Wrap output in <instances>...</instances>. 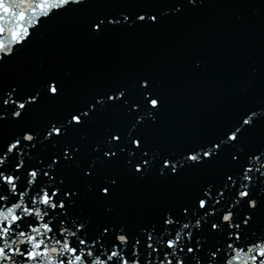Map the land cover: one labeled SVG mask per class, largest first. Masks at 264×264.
Listing matches in <instances>:
<instances>
[{
	"label": "water",
	"instance_id": "obj_1",
	"mask_svg": "<svg viewBox=\"0 0 264 264\" xmlns=\"http://www.w3.org/2000/svg\"><path fill=\"white\" fill-rule=\"evenodd\" d=\"M6 2L26 9L19 23L30 35L13 44L8 29L16 27L18 17H5L0 10V27L5 29L0 42L12 48L10 53H0V152L25 132L33 135L35 147H26L23 155L10 153L12 158L0 168L12 171L23 160L29 171L43 168L57 184L63 181L61 191L76 193L67 203L65 224L82 220L87 228L82 238L90 244L106 225L126 229L130 240L142 236L146 227L161 228L162 216H181L183 206L192 205L202 188L218 186L225 172L239 168L231 160L232 149H226L212 162L186 166L179 176L162 175L158 169L135 173L126 163L133 146L114 161L100 158L94 149L103 145L106 136L121 134L127 145L129 135H137L150 157L170 154L183 163L181 153L190 146L211 147L226 129L254 113L255 124L245 126L243 142L235 151L241 153L242 164L246 153L264 150V0H84L80 5L50 9L48 16L39 9L31 11L30 6L43 0ZM122 15L133 20L143 15L145 20L103 32L90 27L97 17ZM153 15L157 19L149 20ZM144 79L153 98L160 101L154 121L143 110H128L142 99L139 81ZM49 81L59 84V96L47 92ZM120 89H126V102L107 100L106 95ZM7 92L19 102L37 93L39 97L26 105L21 118H14L12 103L2 104ZM97 100L102 104L88 113L86 124L45 139L53 123L87 110ZM141 116L144 121L137 123ZM66 148L78 149L75 161L61 160L49 168ZM139 158L138 154L135 159ZM92 162L93 175L85 178L83 169ZM252 163L260 166L255 160ZM18 174V183L26 184L24 168ZM109 177L116 178L117 184L110 196H103L97 189ZM39 179L48 184L47 176ZM257 195H264V188ZM255 228L264 229V206L254 214ZM201 238L209 244L217 239L211 232ZM112 241L110 231L101 243L107 248Z\"/></svg>",
	"mask_w": 264,
	"mask_h": 264
},
{
	"label": "snow or ice",
	"instance_id": "obj_2",
	"mask_svg": "<svg viewBox=\"0 0 264 264\" xmlns=\"http://www.w3.org/2000/svg\"><path fill=\"white\" fill-rule=\"evenodd\" d=\"M84 0H56L50 3L43 0L34 4L31 11L39 9L43 16L49 15L50 9L66 8L69 5H80ZM195 3V0H191ZM20 9L17 13L14 9ZM0 10L5 17H18L16 27L9 28L13 44L22 43L29 35V29L19 21L25 19L26 9L18 3L0 0ZM155 21L156 16L148 17ZM143 15H137L135 20L127 15L121 18L97 17L90 25L92 31L103 32L109 27L129 26L137 21H144ZM5 29L0 27V33ZM12 48L0 42V53H10ZM142 99L133 102L128 110H143L150 120H155L156 111L160 108L158 98H153L151 85L147 79L139 81ZM14 91V90H13ZM60 86L55 81L47 83V92L53 96L60 95ZM39 93L30 96L23 102L12 99V93L7 92L2 99L3 105L12 103V117L21 118L26 113V105L38 100ZM107 100L126 102V89L117 90L106 95ZM102 102L97 100L87 110H79L70 114L65 121L53 123L48 129L45 139L65 135L73 125L86 124L89 112H95ZM252 114H246L237 124L226 129L222 136L211 142V147L205 144H194L181 153V160L175 156L163 153H153L142 144L141 138L130 134L127 145L123 143L121 134H110L104 138V143L94 150L100 153L104 161L118 159V153L123 154L126 147L133 146L128 152L127 165L135 173L145 174L158 169L162 175L179 176L184 168L196 167L212 162L222 155L226 149L230 152L233 163L239 168L225 172L218 186L206 185L197 193L192 205H184L182 215L169 214L162 216V227L143 230V235L129 239V233L119 225H106L99 230V235L93 237L91 244L87 238H82L87 228L82 220L71 226H66L67 203L76 195L72 189L61 191V185L55 177L43 168H25L24 161H18L12 171L0 168V264H264V229H253L254 214L264 206V195H257L264 188V150L260 153H246L241 164V153L235 151L241 145L245 126L251 128L255 121ZM144 121L138 118L137 123ZM59 124V126H58ZM33 135L25 132L7 144L0 152V165L11 159L10 153L23 155L26 147H35ZM28 142V143H25ZM103 148V151L101 149ZM78 149H64L59 159H52L49 168L60 163L75 161ZM139 154V159L135 157ZM257 161L256 167L252 161ZM192 163L189 164L188 162ZM24 168L27 172V182L18 183V174ZM95 170V162L83 169L85 178L91 177ZM258 173V175H253ZM39 176H47L48 184H44ZM117 179L109 177L97 189L103 196H110ZM26 193H30L26 195ZM67 198V200H66ZM243 208V212L238 209ZM63 210V211H57ZM54 217L55 222L53 220ZM119 229V231H117ZM113 241L105 248L101 243L110 233ZM211 232L217 239L209 244L202 235ZM99 244V247H97ZM141 254L145 259L141 260Z\"/></svg>",
	"mask_w": 264,
	"mask_h": 264
}]
</instances>
